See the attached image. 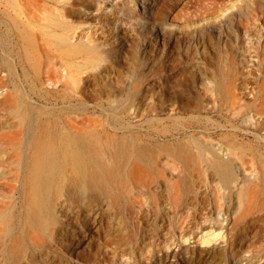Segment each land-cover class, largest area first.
I'll return each instance as SVG.
<instances>
[{
    "label": "rangeland",
    "instance_id": "374dc122",
    "mask_svg": "<svg viewBox=\"0 0 264 264\" xmlns=\"http://www.w3.org/2000/svg\"><path fill=\"white\" fill-rule=\"evenodd\" d=\"M70 1L76 2L66 4L71 8L68 20L74 26L72 41L109 48L117 39L112 27L129 28L132 23L143 44L140 69L148 73L153 66L158 71L149 73L144 84L138 85V98L130 90L128 63L124 64L121 91L106 84L93 86L95 90L83 84L77 88L60 82L54 84L47 80L46 74L33 80V72L23 60L20 41L11 28L10 15L0 3V99L7 90L12 93L0 102V152L8 157L10 169L17 166L22 149L29 148L32 132L28 130L29 124L31 130L39 128V132L86 136L83 137L88 139L86 152L94 155L113 152L123 174L130 170L135 173L132 233L127 234L123 244L105 246L142 248L145 262L142 264H184L183 259L189 256L197 261L188 264H264V125L255 127L259 115L254 113L257 107L264 110V37L258 39L253 34V47H248L251 45L248 40L235 44L234 39L231 44L238 57L231 64L217 58V43L213 46L216 58L201 59L203 47L195 39L187 47L197 57L167 62L172 73L163 69L164 63L159 59H148L154 49L159 54L167 51L168 44L162 45L163 36L172 43L185 30L196 38L202 29L212 28V34L219 38V31L227 25L225 21L233 22L236 17L237 5L244 10L253 9V33L259 34L258 30L264 33V17H259L256 8L262 7L264 0H237L232 6L228 2L217 17L214 12H201L193 17L174 15L181 6V0H175L177 8H172L175 11L171 13L169 9L165 18L154 24L148 8L144 11L142 0H137L136 9L145 14L144 19L138 20V26L124 15V0ZM63 3L67 2L47 0L45 6L51 10V5ZM112 20L116 23H106ZM146 24L153 33L147 32ZM39 27L52 29L51 24ZM38 35L39 41L50 37L42 32ZM187 47L185 44L184 49ZM220 47L225 49L222 44ZM233 79L243 96L242 108L230 107L229 99L218 111L200 109L201 102L214 96L212 89L221 84V92L226 93L227 84ZM26 103L30 123L21 115ZM191 119L208 124L202 128L198 123L190 124ZM215 130L219 134L211 136ZM206 146L231 165V181L225 182L217 173L205 170L209 162L206 158H212V153L200 149ZM127 186V180L117 183L111 199L124 206L132 203ZM20 194L12 192L14 203L21 200ZM80 194L83 205L86 192ZM63 198L61 195L58 200L56 214L61 222H70L68 206L61 205ZM109 199L104 198L103 204ZM15 208L18 210L16 205ZM82 219L74 221L73 226H80ZM3 224L0 221V229ZM0 241L12 242L9 236L2 238L1 230ZM78 245H90V241L83 238ZM6 256L0 244V264Z\"/></svg>",
    "mask_w": 264,
    "mask_h": 264
},
{
    "label": "bare ground",
    "instance_id": "6f19581e",
    "mask_svg": "<svg viewBox=\"0 0 264 264\" xmlns=\"http://www.w3.org/2000/svg\"><path fill=\"white\" fill-rule=\"evenodd\" d=\"M64 1L67 3L60 6L51 5L52 8L49 10V7L45 6L47 0H0V3L4 4L3 10H7L10 15L11 28L20 41L23 60L33 72V80H38L46 74L47 80L54 84L60 82L69 86L74 85L75 88L83 84L90 86L93 90H95L93 86L106 84L113 85L114 90L121 91L123 68L124 64L128 63L132 87L130 90H134L133 97L138 98V85H143L149 73H157L158 69L152 66L148 73L140 69L138 61L143 44L135 34L136 28L133 24L131 23L129 28L113 26L112 30L115 29L114 34L117 39L115 43L111 42L112 45L110 43L109 48H104L97 43L72 41L70 38L74 32V26L68 20L71 8L66 4L73 5L76 2ZM145 1H150V4ZM183 1L181 0V6L174 15L193 17L201 12H214L217 17L218 11L227 7L228 2L232 6L237 0ZM124 4L126 5L124 15L126 14L128 20H134L137 26L138 20L144 19V11L147 8L151 13L152 24L157 19L165 18L169 9L173 13L177 8L175 0H142L143 13L136 9L137 0H124ZM237 8L239 11L236 17L233 22L225 21L227 25L223 31H219V38L212 34V28L202 29L196 38L191 32L185 30L182 32L183 36H178L172 43L167 42V38L163 36L162 45L168 44L167 51L159 54L154 49L148 59H159L160 63H164L162 64L163 69L166 68L165 71L172 73L169 64L166 65L167 62L181 61V57L188 60L197 57L196 53L187 47L193 42L192 39H195L196 44L203 47V52L200 54L201 59L213 61L216 58L213 55L215 53L213 46L217 43V58L231 64L238 57L233 52L231 44L234 39L235 44L248 40L251 43L248 47H253L255 43L252 40L253 34L258 39L264 37L261 30H258L259 34L253 33L254 27L251 26V20L255 16L253 9L244 10L241 5H237ZM256 8H259V17H264V3L262 7L257 5ZM106 23L115 24L116 21ZM50 24L52 29L39 27V25L48 26ZM146 27L148 33H153L151 26L146 24ZM57 29L60 30L59 33L56 32ZM39 32L50 36L49 39L39 41ZM185 44L186 49H184ZM220 44L224 45L225 49L221 48ZM117 48L119 53H117ZM238 85L234 79L231 80L227 84L226 93L221 92V84L217 85V89H212V91L215 90L214 96L205 103H199L200 109L218 111L220 106L227 103L229 99L230 107L235 108L240 105L242 108L243 96L241 90L239 91L240 88H236ZM10 95H12L11 91L7 90L0 102ZM44 99L49 100L47 96ZM26 106L28 103L22 108L21 115L27 119L26 122L30 123L32 118ZM254 113L259 115L255 121V127L263 126L264 110L262 107H257ZM189 123H198V126L202 128L208 124L192 119ZM28 126V130L32 131L29 148L22 149L21 159L14 169H10L8 157L0 152V221L4 223L0 230L2 238L9 236L12 241H0L7 254L3 264L145 263L142 260L144 251L142 248L105 246L107 243L123 244L128 238L127 234L132 233L135 173L130 170L128 174H123L118 168L117 158L113 152H100L95 155L86 152L88 150L84 146H87L88 139L83 138L86 136L80 137L74 133L60 135L53 131L39 132V128L35 131L31 130L30 124ZM19 133L21 130L18 131ZM217 134H219L218 130L210 133L211 136H217ZM210 146L200 147L202 151L212 153V158H206L209 162L205 170L217 173L225 182L231 181L233 175L231 165L227 161L220 160L216 154L214 155V149ZM226 149L230 150V147ZM240 159L243 158L240 157ZM124 179L128 181L127 190L131 193L129 200L132 202L125 206L122 202L117 201L116 203L114 199H111L113 187L125 181ZM28 181L29 190L25 185ZM13 182L21 183L17 186ZM13 191L21 192V200L18 203L12 200ZM83 192H86V197L82 205L80 193ZM61 195L64 196L61 205L69 208L67 218L71 219L70 222L68 219L66 222H61L57 217L58 200ZM104 198H110L106 205L103 204ZM81 214L83 217L80 216ZM80 217L83 218L80 226H73V222L79 221ZM83 238L88 239L90 245H78ZM26 239L27 242H25ZM72 259L82 263H73ZM193 261H197L196 257L189 256L183 259L184 264L193 263Z\"/></svg>",
    "mask_w": 264,
    "mask_h": 264
}]
</instances>
